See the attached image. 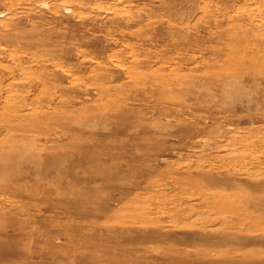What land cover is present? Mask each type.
Here are the masks:
<instances>
[{"label": "rangeland", "instance_id": "1", "mask_svg": "<svg viewBox=\"0 0 264 264\" xmlns=\"http://www.w3.org/2000/svg\"><path fill=\"white\" fill-rule=\"evenodd\" d=\"M0 264H264V0H0Z\"/></svg>", "mask_w": 264, "mask_h": 264}, {"label": "bare ground", "instance_id": "2", "mask_svg": "<svg viewBox=\"0 0 264 264\" xmlns=\"http://www.w3.org/2000/svg\"><path fill=\"white\" fill-rule=\"evenodd\" d=\"M170 41H171V40H170ZM175 42H177V41L175 40ZM173 43H174V41H173ZM173 43H172V44H173ZM187 47H189V46H187ZM179 48H180V47H179ZM192 50H193V49H192ZM159 72H160V71H159ZM20 129H21V128H20Z\"/></svg>", "mask_w": 264, "mask_h": 264}]
</instances>
